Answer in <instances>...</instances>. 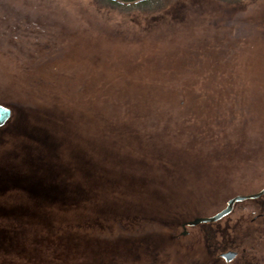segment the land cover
Returning <instances> with one entry per match:
<instances>
[{
	"label": "rangeland",
	"instance_id": "1",
	"mask_svg": "<svg viewBox=\"0 0 264 264\" xmlns=\"http://www.w3.org/2000/svg\"><path fill=\"white\" fill-rule=\"evenodd\" d=\"M0 105V264H226L251 202L182 224L264 188V0H0Z\"/></svg>",
	"mask_w": 264,
	"mask_h": 264
},
{
	"label": "flooded vegetation",
	"instance_id": "2",
	"mask_svg": "<svg viewBox=\"0 0 264 264\" xmlns=\"http://www.w3.org/2000/svg\"><path fill=\"white\" fill-rule=\"evenodd\" d=\"M246 201L247 202H251L252 206H253V208H252L253 209V214H252L253 217L250 218V222L247 225L259 228L257 230H254L256 228L252 229L254 231H257V232L260 231V233L264 232V195L259 197V198H256V199H249V200H245V201H242V202H246ZM234 206H233V208H234ZM241 220H243V219L240 218V216L237 215L236 218H234L232 220L233 223H232L231 226L228 225V226H226V228L215 229L212 232L213 237H215L216 239L219 238L220 241H222L223 238H224V235H225L224 231L231 230L232 232H235L234 236H236V238H237V244H235V245L231 244L229 246L228 245H224V246L219 247V245H214L212 243V241H211L210 244L206 245V248H212V251L215 254L216 259L222 260L226 264L231 263L235 259H239V258L242 259V256H244L246 254V252H247L246 248H264V245H261L260 242H257L255 237L252 235L254 231L251 230V232L245 233V236L244 235H240L241 232L237 234V231H239V229H236V227L240 226L239 222ZM211 224L215 225L216 222L211 223ZM205 225H208V224H205ZM208 236H209V234H208ZM205 238H207V234L205 235ZM236 238H234V239H236ZM246 239L250 241L249 245L246 243V241H245ZM228 252L233 253V258H232V260L230 262H226L221 257V255L226 254Z\"/></svg>",
	"mask_w": 264,
	"mask_h": 264
},
{
	"label": "water",
	"instance_id": "3",
	"mask_svg": "<svg viewBox=\"0 0 264 264\" xmlns=\"http://www.w3.org/2000/svg\"><path fill=\"white\" fill-rule=\"evenodd\" d=\"M11 118V110L1 106L0 105V127L4 126L7 121ZM264 195V188L261 189L259 192L249 195H237L233 198L229 199L223 209H221L219 212L215 213L212 216L209 217H199L195 218L191 221L185 222L182 224V229L185 231L186 227H194L199 224H208V223H214L219 221L220 219L227 216L233 209V206L236 203L249 200V199H256ZM221 257L226 261L230 262L233 258V253L228 252L226 254L221 255Z\"/></svg>",
	"mask_w": 264,
	"mask_h": 264
},
{
	"label": "trees",
	"instance_id": "4",
	"mask_svg": "<svg viewBox=\"0 0 264 264\" xmlns=\"http://www.w3.org/2000/svg\"><path fill=\"white\" fill-rule=\"evenodd\" d=\"M103 3H106L110 6H117V7H121V6H138V7H143V6H152L155 5L156 2H159V0H100ZM195 142V141H193ZM188 146H190L192 148V146L189 144Z\"/></svg>",
	"mask_w": 264,
	"mask_h": 264
}]
</instances>
